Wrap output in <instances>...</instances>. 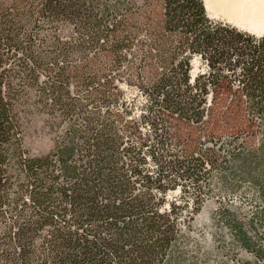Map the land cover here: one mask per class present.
Returning <instances> with one entry per match:
<instances>
[{
  "label": "trees",
  "instance_id": "obj_1",
  "mask_svg": "<svg viewBox=\"0 0 264 264\" xmlns=\"http://www.w3.org/2000/svg\"><path fill=\"white\" fill-rule=\"evenodd\" d=\"M212 170L264 264V35L201 0H0V264H205Z\"/></svg>",
  "mask_w": 264,
  "mask_h": 264
},
{
  "label": "rangeland",
  "instance_id": "obj_2",
  "mask_svg": "<svg viewBox=\"0 0 264 264\" xmlns=\"http://www.w3.org/2000/svg\"><path fill=\"white\" fill-rule=\"evenodd\" d=\"M161 3V0H149ZM209 19L227 23L235 28L250 33L249 30L240 24H237L233 19L228 18L225 13L218 12L214 7L212 9L205 8V0H201ZM264 35V34H263ZM255 36H257L255 34ZM262 36V35H258ZM257 36V37H258ZM206 69L205 60L200 57L193 59L192 73H203ZM209 95L214 93L208 91ZM131 98L136 97V91L131 89L127 92ZM37 138L33 143H29L31 149L39 151L41 148L49 146L48 138ZM214 144V142H213ZM208 143L205 144L207 146ZM221 173L217 170L211 171L210 190L211 196L205 200L204 205L196 217L193 237L199 245L198 258L205 264H235L234 254H237L241 259H246L247 255L243 251H239L234 247L231 232L222 219L221 210H239L247 217L251 215L252 205L250 195L243 192H224L220 187ZM247 192V191H246ZM177 191L172 195H177Z\"/></svg>",
  "mask_w": 264,
  "mask_h": 264
},
{
  "label": "bare ground",
  "instance_id": "obj_3",
  "mask_svg": "<svg viewBox=\"0 0 264 264\" xmlns=\"http://www.w3.org/2000/svg\"><path fill=\"white\" fill-rule=\"evenodd\" d=\"M205 5L225 13L252 34H264V0H205Z\"/></svg>",
  "mask_w": 264,
  "mask_h": 264
}]
</instances>
